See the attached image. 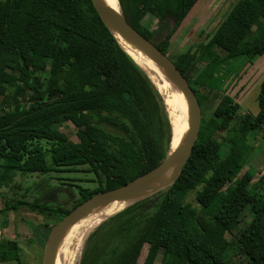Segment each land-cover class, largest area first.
I'll use <instances>...</instances> for the list:
<instances>
[{
  "label": "trees",
  "instance_id": "16d2710c",
  "mask_svg": "<svg viewBox=\"0 0 264 264\" xmlns=\"http://www.w3.org/2000/svg\"><path fill=\"white\" fill-rule=\"evenodd\" d=\"M200 1L119 0L148 39L157 31L144 18L158 20L164 53ZM263 55L264 0H239L206 42L175 58L202 108L193 153L169 188L102 223L80 264H139L142 254L141 264H264V173L253 188L248 165L249 137L264 129V80L256 116L219 92ZM171 137L160 94L91 0H0V187L19 173L97 179L92 189L71 184L79 189L71 208L18 200L8 209L27 206L54 226L91 197L156 168ZM19 252L16 241H0V262L19 260Z\"/></svg>",
  "mask_w": 264,
  "mask_h": 264
},
{
  "label": "rangeland",
  "instance_id": "374dc122",
  "mask_svg": "<svg viewBox=\"0 0 264 264\" xmlns=\"http://www.w3.org/2000/svg\"><path fill=\"white\" fill-rule=\"evenodd\" d=\"M238 1L201 0V3L197 4L190 17L176 33L168 52L169 57L174 61L182 53L190 49L194 50L197 45L206 42ZM143 24L151 31H157L152 42L158 45L165 36V32L158 31V20L148 15L144 18ZM257 60L252 64L254 65ZM243 61L233 62L229 69L234 71L238 69L237 67L240 68ZM226 91L241 105L243 113L249 112L253 116L259 113L260 87L258 84L254 83L252 87L241 93L239 83L234 82L230 77L219 92L224 94ZM218 102L217 100L214 105L216 106ZM61 129L70 136V139L78 141L72 124L64 123ZM249 139L254 146V151L248 165L255 175L250 181L253 182V188H258V181L264 173V129L250 135ZM96 181L95 175L82 171L53 172L46 175L19 173L15 176L12 184L0 187V241H16L20 248L19 260L14 258L8 262H0V264H43L46 240L53 226L51 222L47 223L43 216L32 212L27 206H20L18 210L8 209L7 206H12L18 200H29L49 203L53 207L63 206L64 209H68L79 198V189L72 185H81L92 189L97 186ZM243 217L245 221H249L251 218L247 211L244 212ZM96 229L89 234L88 239ZM88 239L85 242L83 253ZM143 258L144 254H142L139 264L142 263ZM157 264L160 262L158 261Z\"/></svg>",
  "mask_w": 264,
  "mask_h": 264
},
{
  "label": "water",
  "instance_id": "95a60500",
  "mask_svg": "<svg viewBox=\"0 0 264 264\" xmlns=\"http://www.w3.org/2000/svg\"><path fill=\"white\" fill-rule=\"evenodd\" d=\"M91 2L100 19L113 34L121 49L148 77L157 91L158 89L156 84L147 73L149 70L123 46L115 33L120 35V37L124 38L126 41L137 47L144 54L155 61L157 65L163 70V72H165L168 78L178 87V89L184 95L189 108L188 128L183 140L178 145V147L172 152L169 150L165 160L156 168L142 176H139L122 187L91 197L77 206L60 222L54 225L46 240L43 264H53L56 249L64 235L65 230L77 220L87 216L93 210L114 200L144 195L135 201L137 202L169 188L178 179L186 164L188 163L193 153L201 128L202 108L199 99L193 88L190 86L187 78L182 74L176 63L169 57L168 53H164L156 44L152 42L151 39H148L146 36L141 34L127 20L120 2V12L108 5L104 0H91ZM158 93L160 94L159 91ZM165 177H169L168 181L161 183V180Z\"/></svg>",
  "mask_w": 264,
  "mask_h": 264
},
{
  "label": "bare ground",
  "instance_id": "6f19581e",
  "mask_svg": "<svg viewBox=\"0 0 264 264\" xmlns=\"http://www.w3.org/2000/svg\"><path fill=\"white\" fill-rule=\"evenodd\" d=\"M108 5L121 11L118 0H104ZM123 46L142 63L149 71L147 72L156 84L171 126V152L174 151L183 140L188 128L189 108L187 101L178 87L168 78L163 70L150 57L137 47L120 37ZM169 177L161 180L167 182ZM142 196H134L127 199L114 200L106 205L98 207L87 216L77 220L69 226L56 249L53 264H79L83 254L85 242L89 234L101 225L109 217L123 211Z\"/></svg>",
  "mask_w": 264,
  "mask_h": 264
},
{
  "label": "crops",
  "instance_id": "0c3cea01",
  "mask_svg": "<svg viewBox=\"0 0 264 264\" xmlns=\"http://www.w3.org/2000/svg\"><path fill=\"white\" fill-rule=\"evenodd\" d=\"M263 80H264V55L258 58V60L254 63V65L253 64L248 65L245 71L241 73V75L238 78H236V80L233 81L239 83L241 93H243L244 91L252 87L254 83L258 84V86L260 87Z\"/></svg>",
  "mask_w": 264,
  "mask_h": 264
}]
</instances>
